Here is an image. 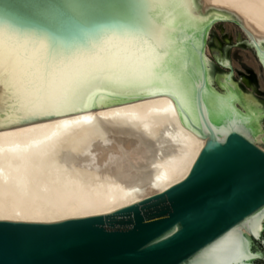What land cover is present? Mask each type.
I'll return each mask as SVG.
<instances>
[{
	"label": "water",
	"instance_id": "water-1",
	"mask_svg": "<svg viewBox=\"0 0 264 264\" xmlns=\"http://www.w3.org/2000/svg\"><path fill=\"white\" fill-rule=\"evenodd\" d=\"M216 20L248 35L261 82L264 0H0V130L165 95L205 140L182 180L137 203L52 222L0 219V264H264V99L203 53ZM148 53L159 54L158 77L132 76ZM14 64L31 67L36 86L18 87ZM73 74L80 87H61L62 99L40 94Z\"/></svg>",
	"mask_w": 264,
	"mask_h": 264
},
{
	"label": "bare ground",
	"instance_id": "bare-ground-1",
	"mask_svg": "<svg viewBox=\"0 0 264 264\" xmlns=\"http://www.w3.org/2000/svg\"><path fill=\"white\" fill-rule=\"evenodd\" d=\"M209 29L203 53L230 66L210 56ZM204 141L165 95L0 130V219L52 222L137 203L182 180Z\"/></svg>",
	"mask_w": 264,
	"mask_h": 264
},
{
	"label": "rangeland",
	"instance_id": "rangeland-1",
	"mask_svg": "<svg viewBox=\"0 0 264 264\" xmlns=\"http://www.w3.org/2000/svg\"><path fill=\"white\" fill-rule=\"evenodd\" d=\"M207 47L214 60L228 57L233 67L230 71L234 73L235 79L249 92L264 99V89H261L258 74L254 73L252 64L249 62L250 49L247 47L245 35L236 23L214 22L209 29ZM212 49H217L220 55L215 56ZM221 69L229 71L227 67H221ZM256 246L264 252V247L258 244Z\"/></svg>",
	"mask_w": 264,
	"mask_h": 264
},
{
	"label": "snow or ice",
	"instance_id": "snow-or-ice-1",
	"mask_svg": "<svg viewBox=\"0 0 264 264\" xmlns=\"http://www.w3.org/2000/svg\"><path fill=\"white\" fill-rule=\"evenodd\" d=\"M156 48L158 49V53H163L164 44L158 39L155 42ZM158 53H148L144 58H141L137 61V66L131 69V74L134 77H139L141 79L151 80L155 77H158V73L156 72V67L159 61ZM5 55L0 53V70H2L4 66ZM9 59H11L9 57ZM126 75V74H125ZM13 78H18V87L23 89H30L38 83L37 79L32 76V68L29 67L25 70L24 64H14L13 66ZM95 79V77L93 78ZM92 81H89L91 83ZM63 86L68 87H80L76 76L73 74L70 77L64 76L58 78L56 81L49 84L45 81L43 87L39 89L40 94L47 100L48 94L51 91L53 95L57 99L63 98V93L59 91V89ZM237 255L245 254V249L243 248V244L241 243L236 248Z\"/></svg>",
	"mask_w": 264,
	"mask_h": 264
}]
</instances>
